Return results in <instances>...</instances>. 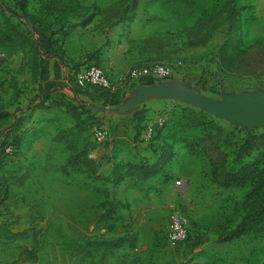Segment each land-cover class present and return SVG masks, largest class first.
<instances>
[{
    "label": "rangeland",
    "instance_id": "rangeland-1",
    "mask_svg": "<svg viewBox=\"0 0 264 264\" xmlns=\"http://www.w3.org/2000/svg\"><path fill=\"white\" fill-rule=\"evenodd\" d=\"M78 1L90 13H99L117 0ZM123 1L126 3L122 5L128 3ZM138 1H142L144 17L149 18L139 36L159 34L164 41L163 57L150 63L182 62L186 76L172 79L193 85L203 98L221 104H229L233 98L264 96V72L255 73V67L244 66L237 57L240 49L264 46V0ZM7 9L30 22L41 23L53 33L63 28L73 34L78 31L75 23L79 19L70 16L73 11L66 12L57 0H0L3 29L9 20L18 21ZM79 10L80 7L76 15ZM98 20L95 18L94 27ZM231 24L236 29L233 38L229 33ZM69 39L63 33L53 40L38 38V65L33 62V51L23 54L1 47L0 149L5 142L15 141L20 151L0 173V264H264V234L218 242L221 231L235 227L249 210L253 212L259 203H264V198L248 199L250 185L220 188L216 184L214 192H204V188L195 192L198 184L210 189L214 185L213 168L206 154L213 141L223 155L217 164L216 177L220 181L246 167L251 166L249 173L256 171L253 163L264 156V124L244 127L204 106L184 108L186 104L174 101H165L143 117L141 124L137 123L138 116L129 118L133 122L115 120L113 116L102 117L93 108L81 107L80 133L70 139L78 149L86 144L98 147L96 160L102 165L93 172L71 168L66 173L62 171L71 151L68 136H57L56 131L74 127L77 119L63 113L58 115L56 125L38 123L32 120V110L35 112L38 103L52 92L44 86L49 80L46 59L60 52L63 56L57 58L75 69L90 58L89 53L71 58L66 53L73 48ZM139 65L143 64H133L113 78L107 73L113 81L120 77L127 80L129 70ZM135 82L138 85L140 81ZM130 87L126 93L135 89ZM160 117L164 124L157 130L167 124L162 133L170 144L184 138L196 151L190 160L183 156L163 171L166 180H180L182 175L191 178L187 198L179 196V202L171 201L159 181L127 177L118 183L112 171L119 161L154 162L151 146L160 145L163 139L154 140L156 132L149 139L144 135ZM96 128L107 131L102 143L94 138ZM185 143L177 142L174 148L182 151L188 148ZM175 203L188 218L192 233V240L179 247L172 246L166 238L169 212Z\"/></svg>",
    "mask_w": 264,
    "mask_h": 264
},
{
    "label": "crops",
    "instance_id": "crops-1",
    "mask_svg": "<svg viewBox=\"0 0 264 264\" xmlns=\"http://www.w3.org/2000/svg\"><path fill=\"white\" fill-rule=\"evenodd\" d=\"M127 2L126 5H122V3L126 2L117 0L102 7L100 12L96 13L93 20L87 24H84L82 18H80L79 22L75 23L76 28H78L75 34L70 33L69 29H65L64 31V28L59 33L53 34L43 26L36 27L37 31L33 32L35 38L38 36L39 38L45 37L53 40L60 33L66 34L70 38L69 40L73 42V48L66 51L71 58H81L86 53L91 54V56L84 61V64L79 65L75 69L71 68L69 63H65V61L57 58L63 56L60 52L56 53L55 58L44 61V66L47 69V79H49L44 85L45 90L52 92L50 97L38 103L35 112L32 110V120H36L38 123L39 121H43L55 125L58 124V115L63 113L70 114L65 108V103L93 108L95 109L94 112L101 114L102 117L113 116L115 120L123 118L128 121L131 120L129 119L130 117L138 116L137 123L139 124L144 119L143 117L155 108L165 104V101H174L184 103L188 106H195L157 93L158 90L170 89L186 95L201 96L198 88L178 79L171 78L165 81L153 82L151 79L143 78L139 80L138 85H135L136 82L131 83V85L129 84V86H135V89H130L129 93L125 92V89L129 87L127 86L115 95H111L107 91L96 87L76 89L70 85L74 71L82 69L92 63H97L102 66L113 78L133 64H146L154 59L163 57L162 47L164 41L161 35L148 33L147 35H143V37L139 36L140 28L149 22V18L144 17L145 13L141 9L143 6L142 1L139 3L138 0H127ZM85 14H90V11L85 12ZM97 17L99 20L94 27L93 22ZM91 26L93 27L90 28ZM0 51L4 52L2 48ZM68 55L64 57L67 58ZM38 60H41L40 55ZM20 100L19 102H21ZM59 101L64 105H58L57 102ZM133 120L131 121L133 122ZM64 131L60 132L57 130V136H60L61 133L63 134ZM98 150V147L93 149L90 156L94 159L99 158ZM181 150L178 151L177 146L174 148L175 155L171 161L172 164L181 161L183 156L186 160H190L192 157L187 148L183 147ZM163 175L164 173H159L146 181L152 183L159 181L164 192L170 195V199L173 202H179V196H182L184 199L187 198L186 194H188L192 186L189 176L182 175L180 178L184 180V184L176 185L175 181L178 179L174 181L172 179L166 180L163 178ZM212 183L214 185L211 186V189L210 186L206 188L201 184H196L195 192H200L202 188H204V192H209V190L214 192L216 184L214 182ZM172 209L183 213L182 208L177 203L170 210ZM191 240L192 233L189 242Z\"/></svg>",
    "mask_w": 264,
    "mask_h": 264
},
{
    "label": "trees",
    "instance_id": "trees-1",
    "mask_svg": "<svg viewBox=\"0 0 264 264\" xmlns=\"http://www.w3.org/2000/svg\"><path fill=\"white\" fill-rule=\"evenodd\" d=\"M60 2L65 8L66 12L73 11L70 16L73 18H82L83 23L87 24L93 20L96 13L93 11L90 14H85V12L89 11L88 8H83L81 3L78 0H57ZM80 7L78 15H76L75 11ZM11 15H16L17 22L8 21V27L3 29L0 24V48L11 49L14 51H20L23 54L28 53L27 51H33L32 57L35 65H38L39 52L36 47L37 38L34 37L33 32L37 31L36 27L43 26L41 23H35L33 20H26L25 18L17 15L15 11L11 9H7ZM9 14V15H10ZM10 17V16H9ZM12 23V24H11ZM234 25L231 24L229 27V33L233 38L235 32ZM53 33V32H52ZM56 33V32H55ZM53 33V34H55ZM36 41V42H35ZM42 49V48H41ZM237 57L244 61L243 65L246 67H255V73H263L264 72V46H258L253 50H243L240 49L237 52ZM225 60H223L224 63ZM231 61V60H230ZM244 71V70H243ZM58 105L61 102H57ZM82 106L65 103V108L67 112L73 114V116L77 119V124L64 131L62 135L68 136V149L71 151L65 166L62 167L63 172H67L69 168L73 171L77 172H93L95 170H99L101 168V163L92 158L90 156L91 151L94 146L86 144L82 149H78L77 145L74 144L70 139L73 134L80 133L81 128L79 127V122L82 120V116L80 117L79 110ZM184 108H193V106H188ZM1 118V115H0ZM81 118V119H80ZM82 122V121H81ZM167 124L164 125L163 129L160 128L156 131V136L152 137L154 140L158 138H162L163 141L159 145L151 146V150L153 153V157L155 158L154 162H150L149 159L140 160L139 162H130L127 161L123 163L119 161L115 163L112 167V171L117 177L118 183L123 182L127 177H132L138 180L146 181L151 177L163 173V171L170 165L175 152H174V144L177 142H184V138H178L170 144L166 138L167 135H163V130L166 128ZM163 135V136H162ZM188 146L187 150L190 154H196L193 144L185 143ZM88 145V146H87ZM200 145V143H199ZM211 151H206L207 156L212 165V174H213V182L215 180V184H217L220 188H233V187H245L252 186V190L247 194V198L250 199L253 196L258 197L259 200L264 198V167H260L262 163H264V156H260V159L253 163V166H256V169L259 171H251L248 172V168L246 167L237 172L233 173L231 178H225L220 181L216 175L218 173V158H222V151L218 148L216 141H213L211 144ZM8 146L13 147L12 153H6V148ZM20 146L15 141L5 142L0 149V173L3 170L4 166L13 161V158L20 151ZM221 162V159H220ZM123 170H125L123 172ZM262 203V204H261ZM258 206L255 207V211L249 210L242 218L240 222L236 224L233 228H225L223 231L219 233L218 242H231L237 239H241L245 236L252 235H262L264 234V203L261 202ZM262 205V206H261ZM29 254L34 255L31 251Z\"/></svg>",
    "mask_w": 264,
    "mask_h": 264
},
{
    "label": "built area",
    "instance_id": "built-area-1",
    "mask_svg": "<svg viewBox=\"0 0 264 264\" xmlns=\"http://www.w3.org/2000/svg\"><path fill=\"white\" fill-rule=\"evenodd\" d=\"M0 57H4V53L0 51ZM186 76L185 67L182 62L167 63L163 61H155L149 64H143L131 68L128 72V81L126 77H120L118 81H113L107 71L97 63H92L82 69L74 71V76L71 78L70 85L73 88H92L107 91L111 95L119 93L126 85L133 83L143 78L148 79H171L182 78ZM164 124L163 118H158L157 121L147 128L144 135L145 139L151 138L157 127ZM94 138L98 143L104 142L107 138V131L103 128H96ZM13 147L8 146L6 153H12ZM183 179L177 180L176 185H182ZM166 238L172 246H181L186 244L191 239L190 223L188 218L176 209L169 212L168 225L166 228Z\"/></svg>",
    "mask_w": 264,
    "mask_h": 264
},
{
    "label": "water",
    "instance_id": "water-1",
    "mask_svg": "<svg viewBox=\"0 0 264 264\" xmlns=\"http://www.w3.org/2000/svg\"><path fill=\"white\" fill-rule=\"evenodd\" d=\"M157 93L195 106H204L217 116L244 127L264 124V96H258L256 99L233 98L229 104H221L203 96L186 95L170 89L158 90Z\"/></svg>",
    "mask_w": 264,
    "mask_h": 264
}]
</instances>
